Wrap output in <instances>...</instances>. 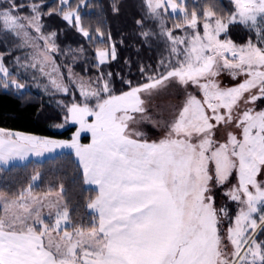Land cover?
<instances>
[{
	"label": "snow or ice",
	"instance_id": "1",
	"mask_svg": "<svg viewBox=\"0 0 264 264\" xmlns=\"http://www.w3.org/2000/svg\"><path fill=\"white\" fill-rule=\"evenodd\" d=\"M229 4L202 0L190 10L188 0H140L138 35L149 48L153 39L163 42L168 56L155 69L141 63L135 84L116 73L127 88L116 94L113 73L100 71L117 58L102 6L93 28L81 11L88 0L51 7L45 0H0V40H19L15 50L25 55L14 62L31 68L33 79L45 78V93L71 95V103L58 102L64 123L57 127H76L67 140L0 128V165L70 148L83 184L96 186L86 204L90 218L73 215L63 183L34 193L40 171L27 187L0 191V264H264L257 235L264 233V107L258 104L264 103V0ZM111 10L119 14V0ZM44 18H58L102 45L94 49L95 78L58 62L60 54L85 49H61L57 38L65 29L45 33ZM232 28L246 32L243 43L231 37ZM4 61L0 53V89L19 99L27 85ZM222 74L238 82L224 86ZM173 86L185 98L154 119L148 102ZM145 123L163 134L151 139L137 130ZM82 133L91 134L89 144L79 142ZM218 195L236 205L234 215L217 204Z\"/></svg>",
	"mask_w": 264,
	"mask_h": 264
},
{
	"label": "trees",
	"instance_id": "2",
	"mask_svg": "<svg viewBox=\"0 0 264 264\" xmlns=\"http://www.w3.org/2000/svg\"><path fill=\"white\" fill-rule=\"evenodd\" d=\"M45 2L51 7L58 0H45ZM139 2L140 0H119V14L112 13V0H88L89 7L81 10L85 17V23H91L95 28L100 11L97 5L103 8V14L106 17L104 30L111 31L112 39L116 42L117 58L103 65L100 71L113 73L112 80L115 92L127 89L121 84L120 78L115 75L116 73H120L125 79L131 80L135 84L141 79L138 71L139 65L141 63L150 64L155 69L164 53L160 41L157 42L153 39L151 41L152 46L149 48L138 35L142 31L135 25V20L139 19L141 15ZM219 3L225 7H230L229 0H219ZM192 7L194 6L189 7L190 10ZM43 23L46 26L44 29L46 32L57 27L65 29L64 24L59 23L58 18L52 20L44 18ZM149 26L151 25H145V27ZM230 35L237 43H243L244 39L247 38L246 32L241 28H232ZM15 40L12 36H6L0 40V53L5 54V65L10 64L12 57L18 52L15 50ZM57 43L61 47L79 48L83 46L85 52L80 60L73 63L74 71L84 76L98 74L97 69L92 66L96 45L90 44L75 34L74 30L68 29L60 33ZM9 52L12 53L11 56L7 55ZM126 60L129 61V64L125 63ZM62 116V111L56 105L45 96L32 90L21 92L18 99L11 92L0 89L1 128L46 136L68 137L69 132L74 129L73 126L60 131L53 129L54 124L62 121ZM37 171L42 173L41 178L37 181L38 187L43 184H47V186L51 184L56 187L63 183L66 201L72 209L73 215L86 214L89 216L90 210L86 208L87 200L89 196L94 197L96 195V190L83 184L79 165L71 153H59L41 161L30 159L25 163L10 166L6 169L9 174L6 173L5 175L4 173L0 191L17 192L18 187L28 186L30 177ZM34 188L37 187L34 185ZM257 235L259 239H264V233Z\"/></svg>",
	"mask_w": 264,
	"mask_h": 264
},
{
	"label": "rangeland",
	"instance_id": "3",
	"mask_svg": "<svg viewBox=\"0 0 264 264\" xmlns=\"http://www.w3.org/2000/svg\"><path fill=\"white\" fill-rule=\"evenodd\" d=\"M200 2H202V0H188L189 7L190 6H194L195 7L197 5V3H200ZM21 14H25V13H21ZM171 23H172V21H169L168 25L171 26ZM45 33H47V32L45 31ZM177 35H182V33L177 32ZM15 43H16V46H17V44H19V40H17V41L15 40L14 44ZM161 44H162L163 51H164L162 57L167 58L168 52H167V50L165 48L164 43L161 42ZM100 46H102V45L96 44V47H100ZM67 48L68 47H61V49H67ZM72 49H77V48H72ZM23 55H25V51H19L18 50V52L14 55V57H12L10 64L5 65L12 72L14 77H17L21 83H24V84L27 85V87L25 89L21 90V92H23L25 90H32V91H34V92H36V93H38L40 95H43L49 101H51L54 105H56L59 108L60 111H61V108L58 106V102L59 101H64V103H71L72 102L71 95H64L62 93H55V92H52V91H50L48 93H45L44 90H43V84H45L47 82L46 79L43 78V77H39L38 73L36 74L38 78L37 79H33V74L34 73H33V70L31 68H27L26 69L24 67H21V66L17 65L14 62L16 56H23ZM94 55H95V51H94ZM74 57H75V61H78V60H80L82 58V54H74V55H67V56H65L64 54H60L57 57V60H58V62H61V63L65 64V65L71 64L73 66ZM165 62H167V59H165ZM23 63H24V61L22 60L21 64H23ZM72 69H73V67H72ZM64 72H65V76H66L67 75L66 68L64 69ZM73 72L78 74L81 77H84L85 79H87L88 77L95 78V76H96V75L84 76V75H82V74H80L78 72H75L74 69H73ZM220 82L224 86H230L231 84L236 83L238 81H232L230 76H228L227 74H222L221 77H220ZM70 91H71V89H70ZM187 92H190V93H193V94H197V90L194 89L192 86L188 87ZM116 94H119V92H116ZM185 95H186V93L183 90L178 89L175 86L169 87L166 92L161 93L160 95L154 96L148 102L149 114L153 115L154 119H160V116L157 115L158 112H164L165 114H167V111L172 106L180 103L185 98ZM78 96H79V94L77 93V97ZM258 104H259V107H264V103H259L258 102ZM63 123H64V121H63V116H62V121L57 123V124H54L53 125V127H54L53 129L60 131V130L66 129L69 126H73L71 123H68V124L64 125V127H57V125H60V124H63ZM73 127H74V129L69 132L68 137L46 136V135H39V134H35V133H26V132H22V133L33 134V135H38V136H42V137H49V138L58 139V140H67V139H70V137L72 136V133L76 130V127L75 126H73ZM136 127H137V130H139V131L147 132L151 139H158L163 134L158 129H154L148 123L141 124V125L136 126ZM8 130H10V129H8ZM12 131H14V130H12ZM19 132H21V131H19ZM79 142L81 144H89L91 142V134L90 133H82ZM59 153H71L74 156L76 163L78 164L77 158L75 157V154H74V150H72L70 148L56 149L53 152L46 153L42 157H34V158H36L37 160L41 161V160L46 159L48 157L55 156L56 154H59ZM30 158L33 159V157H30ZM25 162H27V161H25V160L24 161L14 160V161H11L6 166L5 165H0V185L2 184V181L4 180L3 178L6 175V173L9 174V172H6V169H8L12 165L22 164V163H25ZM4 173H5V175H4ZM233 182H235V181H233ZM35 186L37 188L33 187V192L34 193H43L44 191H47L48 187H49V186H47V184H43L40 187H38L37 186V182L35 183ZM86 186H88V185H86ZM89 187H92V188L96 189L95 185H92V186H89ZM20 188H22V187H18L17 190H19ZM38 188H40V189H38ZM58 188H59V186H56V187H54V190H58ZM63 195L65 197L64 193H63ZM65 199H66V197H65ZM217 204L218 205L227 204L228 208H229L230 215H234L235 214L236 205L234 203H230V202L226 201V199L224 197L218 195L217 196ZM81 215H83L85 218H90L89 216H86V214H81ZM227 224H228V221L225 220L224 223L222 224V227L226 229ZM262 240H264V239H262Z\"/></svg>",
	"mask_w": 264,
	"mask_h": 264
},
{
	"label": "crops",
	"instance_id": "4",
	"mask_svg": "<svg viewBox=\"0 0 264 264\" xmlns=\"http://www.w3.org/2000/svg\"><path fill=\"white\" fill-rule=\"evenodd\" d=\"M30 159H32V158L29 157V158H27L25 161H28V160H30ZM33 159H36V158L33 157ZM36 160H37V159H36Z\"/></svg>",
	"mask_w": 264,
	"mask_h": 264
}]
</instances>
